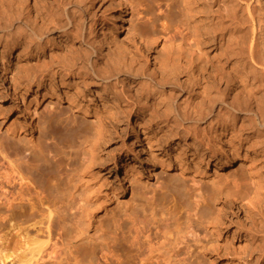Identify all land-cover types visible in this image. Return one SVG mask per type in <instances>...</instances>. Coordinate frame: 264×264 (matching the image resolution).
I'll return each instance as SVG.
<instances>
[{"label": "rangeland", "instance_id": "374dc122", "mask_svg": "<svg viewBox=\"0 0 264 264\" xmlns=\"http://www.w3.org/2000/svg\"><path fill=\"white\" fill-rule=\"evenodd\" d=\"M4 1L20 18L9 22L11 11L0 5L6 13L0 17V110L6 112L0 117V264H141L132 263V257L137 252L148 254L151 248L187 253L193 264H238L237 256L246 251L244 241L255 236L244 231L248 229L244 208L227 207L219 218L218 205L210 202L213 220L205 215L204 204L191 212L194 203L185 191L191 187L188 173L174 175L173 169L158 164L160 158L174 161L186 142L198 140L186 132V123L175 125L173 118L168 121L160 114L168 88L160 85L158 62L175 51L181 35L194 37L182 0H172L162 13L149 9L151 0H139L141 7L138 0ZM257 1L249 2L252 12L264 5ZM62 10L71 16L63 29L57 24ZM152 14L159 15L157 22ZM161 20L174 26L181 23L183 32H176L170 41L163 39L157 24ZM205 20L201 32L216 33L201 36L207 43L201 48L205 58L216 63L229 33L216 29L225 23L219 18ZM230 28L236 32L239 25ZM140 33L151 34L153 44L142 45ZM104 34L115 41L107 40V52L98 54ZM211 41L217 48L215 44L210 49ZM246 58L241 62L252 64ZM205 70L206 82L214 70ZM177 79L180 84L186 76ZM224 80L230 86L228 101L233 102L239 91ZM199 91L185 83L172 102L195 100ZM113 99L121 102L120 108L110 103ZM12 128L17 134L11 133ZM50 132L54 137L48 141ZM39 148L51 152L39 155ZM21 162V174L28 178L22 183L17 181ZM215 162L220 161L202 162L201 169L212 174ZM238 167L233 160L232 167L216 170L224 175L247 172ZM11 168L18 179L7 181L8 174L14 175ZM56 174L60 181L54 189L50 183H55L51 176ZM195 178L203 191L215 188L212 196L216 195L215 182L202 175ZM25 189L28 196L22 195ZM37 197L40 205L29 206ZM219 221L220 236L212 230ZM192 228L197 236L191 234ZM33 238L42 242L39 251H31ZM253 241L258 251L250 264H264L259 257L264 234ZM256 258L259 263H254Z\"/></svg>", "mask_w": 264, "mask_h": 264}, {"label": "bare ground", "instance_id": "6f19581e", "mask_svg": "<svg viewBox=\"0 0 264 264\" xmlns=\"http://www.w3.org/2000/svg\"><path fill=\"white\" fill-rule=\"evenodd\" d=\"M171 1L172 0H151L149 9L154 8L158 13H162L164 11L163 7L168 8ZM201 1L205 2L202 3ZM210 1L212 2L208 3V0H182V4L186 8V23L189 28L191 27L193 29L192 34H194V37L191 39L189 38L190 36L185 37L186 35H181V40L179 39L175 41L177 43L174 46V48H176L175 51L172 50L167 54L163 61L158 62L160 72L163 75L160 79V85L168 88L165 98L167 107L165 106L163 111H160V114L168 121L173 118L175 125L179 126L180 124L182 125L186 123L188 125L186 128L183 125L184 129L188 130H186V132H190L191 136L193 135L198 139L196 142L193 141L194 143L192 144L186 142V146L181 148L182 154L174 156V161L169 162L166 159L160 158L158 164L165 169H173L175 172L174 175L178 174L185 177L183 173H188V177L191 179V187L185 191L188 199H192L194 203L191 212H195L200 204H204L207 208L205 215L208 219L213 220V217L216 215H211L212 212L210 213V202H212L214 206L218 205V213L216 211V214L217 216L219 215V218H221L220 216H223L222 213H225L227 207H236L238 209L244 208L247 217V220H244V227L248 223V226L246 225L248 229H245L244 231L249 232V234H255L252 238L254 240L259 234H264V12H262L264 5L257 8L253 7L254 9L252 12L249 3L251 0ZM9 4L4 0L0 3L5 9L11 11V15L8 14V21L19 22V12L16 10V12L12 14L13 9L9 8ZM11 6L13 5L11 4ZM141 6L142 3L138 0L137 7ZM58 8H60V6ZM59 12L60 13L57 16V24L63 29V26L61 25L64 24V22L69 24L71 16L69 17L65 10ZM141 14L142 13H139V15ZM3 16L5 17L6 13L2 8V10L0 9V17ZM153 16L152 19L155 21L159 19L158 14ZM215 17L219 18L221 22L224 21L225 23L223 24L227 23L226 26L220 24L219 26H221V28L218 26L219 28L216 29L220 32H223L224 30V34L227 32L229 33L228 38L224 41L225 46L220 51L216 63L213 59L209 58L210 60H207L205 58V53L202 50L203 48H201V44H205L203 47L207 46V43H203L205 37H207L209 33H216L209 29H207L209 31L208 34L205 33V31L204 33L201 32L203 30L201 25L202 19L210 20ZM161 21L162 23H160ZM161 21L157 24L162 26L160 34L164 36L163 39L171 40L177 36L176 32H179L180 30L183 32V29H181V27H183L181 23L177 22L175 23L177 25L174 26L173 23H171L172 21L165 20L166 22L164 21V23L163 20ZM235 24H238L239 28H237L236 32H231L232 29L230 27ZM247 24H250V28ZM152 25L154 27V24ZM208 27L210 26L208 25ZM247 27L249 29H247ZM150 35L148 33L147 35L142 33L138 34L139 42L146 46V48L155 41ZM166 36L167 38H165ZM201 36L205 37L200 39ZM248 37L249 45L247 44ZM256 39L258 41H256ZM107 40L115 41L113 36L108 38V35L104 34L103 38L98 41L97 44L98 54L107 52V44L105 43ZM212 42L213 41H211V46L209 45L211 50L213 49V45L216 44L215 48H217L218 45L217 43L213 44ZM183 43L187 45L186 48L182 45ZM245 56L249 58V63L252 64H244L241 62L245 59ZM82 57L84 56L82 55ZM237 60L240 61L241 64L236 65L235 62H233ZM111 68L113 71L116 70L115 67ZM206 68H212L214 74L211 72L212 74L208 75V79L205 82L204 80L206 79V76L204 72L206 71ZM180 74H183L184 77L186 76V80L179 84L177 78ZM224 77L228 79L227 83H231L232 86H234V89H238L237 92L239 91L237 96L236 94L234 95L235 98L233 99V102L228 101L230 86L224 84ZM185 83H191L193 87L196 86L197 89L200 90L199 96L195 100H185L182 104H177L176 102L173 103L172 100L176 91L182 89ZM219 86H223V89L221 88V90ZM114 99L111 100L110 103L114 107L120 108L121 102L119 103V100L117 101ZM24 105L26 106L25 102ZM216 107H219L217 112H215ZM25 111L27 112L26 108ZM5 113V111L0 110V117L4 118L3 114ZM182 131L183 129L180 132ZM17 132V128H12L11 133L13 135L17 134ZM51 133L52 132L47 135L49 136ZM172 134H169L166 138L168 137L167 139H170ZM50 139H52V137L49 139L47 138L48 141ZM9 148H11V146H9ZM44 152L47 154H43ZM50 152L51 151L39 148V155L43 154L46 156L49 155ZM197 160H199V162ZM217 160L220 162H215V170H213L212 174H209L205 169H201L202 162ZM233 160L238 163L240 168H243L244 166L245 169L246 167L247 172L224 175L216 170L232 167ZM21 164L22 162L19 163V179L15 176L17 173L11 168V173L14 175L11 177L9 174H6L8 176V178L6 177L7 181L18 179L17 181L22 183V181H24L23 179H28L27 176L24 178L21 174ZM32 167L33 166L29 164V169H32ZM192 167H194L195 170H191ZM239 167L236 169H239ZM133 175L136 174L132 172L131 177ZM195 175H202L215 182L216 195L212 196V191L215 190V188H211V193H208L205 190L203 191L200 184L196 181ZM31 180L32 179L30 178V181ZM51 180L52 182L53 180L55 181L54 184L50 183L51 187L57 189L60 175H52ZM51 180L47 183L51 182ZM220 187L225 189V192H223V189H219ZM222 192L224 193V198L221 197V194H223ZM29 194V189H25L22 192V195L25 196H28ZM238 202H244L245 205L238 206ZM40 203V199L37 197L34 202L32 201L29 203V206L34 207L40 205ZM47 216L50 218V212ZM219 218L218 220H221ZM220 222L221 221L212 226V230L215 234L217 233L218 236H220L222 232V228L218 227ZM191 232L193 236L198 235L196 229L192 228ZM237 237L240 238L241 236L238 234ZM34 238L31 239V244L33 245L32 252L39 251L38 248L42 245V242L37 240V238ZM253 240L250 242L244 241L243 247H245L244 249L246 251L243 256H237L236 259L238 264H250L251 257L253 258L257 254L255 252L258 250H255ZM151 249H149L150 252L148 254L137 252L131 259L132 263L140 261L141 264H193L189 260L187 253L181 256L177 255L175 251L169 249L156 250L155 252ZM260 255L261 256L259 257L264 260V252H261ZM254 263H259L258 258H256ZM196 264H199V262Z\"/></svg>", "mask_w": 264, "mask_h": 264}]
</instances>
